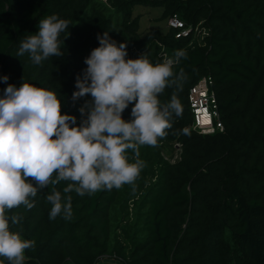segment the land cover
Wrapping results in <instances>:
<instances>
[{
    "label": "trees",
    "instance_id": "trees-1",
    "mask_svg": "<svg viewBox=\"0 0 264 264\" xmlns=\"http://www.w3.org/2000/svg\"><path fill=\"white\" fill-rule=\"evenodd\" d=\"M137 6L162 8L166 20L176 15L191 33L144 34ZM53 14L70 22L60 34L65 54L41 65L27 53L17 57L21 39ZM104 32L127 44L128 58L143 55L154 65L186 53L175 66L177 83L158 97L163 105L175 95L182 112L155 146L139 147L144 167L134 187L73 192L68 219H49V189L38 192L33 209L8 212L23 217L12 229L35 241L25 264H264V0H0V77L56 92L62 112L79 124L91 97L73 102L75 80ZM204 79L223 126L212 134L196 127L191 104ZM6 87L0 82V96Z\"/></svg>",
    "mask_w": 264,
    "mask_h": 264
},
{
    "label": "clouds",
    "instance_id": "clouds-1",
    "mask_svg": "<svg viewBox=\"0 0 264 264\" xmlns=\"http://www.w3.org/2000/svg\"><path fill=\"white\" fill-rule=\"evenodd\" d=\"M69 23L55 14L41 18L38 32L21 39L16 56L27 53L34 65L62 57L60 34L68 32ZM97 39L72 93L73 102L91 97L79 108V124L75 115L62 112L56 92L29 83L16 87L7 83L8 76L0 77L7 84L0 96V257L7 264H25L26 250L35 245L22 237V228L12 229L23 217L8 212L33 209L38 192L49 189V219H68L73 192L91 196L125 184L134 187L144 167L139 147L155 146L171 127L173 113L182 112L175 95L163 105L158 97L177 83L175 66L186 53L177 51L174 59L154 65L143 55L128 58L127 44L107 32ZM129 153L136 154L135 162ZM61 182H67L63 192L57 190Z\"/></svg>",
    "mask_w": 264,
    "mask_h": 264
},
{
    "label": "built area",
    "instance_id": "built-area-1",
    "mask_svg": "<svg viewBox=\"0 0 264 264\" xmlns=\"http://www.w3.org/2000/svg\"><path fill=\"white\" fill-rule=\"evenodd\" d=\"M167 28L180 31V36H184V37L188 36L191 33V29H188L186 27L185 23L176 15L168 18V20H167ZM209 86H210V82L208 80L204 79V80L200 81L199 84L197 86H195L192 89V92H191V104H192V107H193L194 112H195L196 127L200 130V132L202 134H212V133H214L216 131V129H219L220 131H223V126L219 122L217 111L215 109V106H213V104L215 102V97L210 92V87ZM206 92H208V94L210 93V95H211L210 96L211 97L210 98V103H211L212 112H211V115L210 114L206 115L210 119V124L209 125H205L204 122L202 121L203 114L204 115L206 114L205 110H207V109H202V110L205 111V113H203V111L197 110L195 108L196 104L193 102V95L194 94H197V98H199L201 96H204V94ZM204 100L205 99L203 97H201V99L198 100V107L201 106L202 108H205V107H203V105L206 104V103H203Z\"/></svg>",
    "mask_w": 264,
    "mask_h": 264
},
{
    "label": "rangeland",
    "instance_id": "rangeland-1",
    "mask_svg": "<svg viewBox=\"0 0 264 264\" xmlns=\"http://www.w3.org/2000/svg\"><path fill=\"white\" fill-rule=\"evenodd\" d=\"M138 15L142 16L141 17V23H140V32L145 34L146 32L151 31L153 28H159L162 31L167 30V20L168 19L166 20V19L162 18V15H163V9L162 8H159V7L158 8H145V7L137 6L134 8L133 16H138ZM210 96L211 95H210V93L208 94V92H206L204 94V96H201L205 99L203 101V103H206L205 105H203V107H205V108H202L201 106L198 107V100L201 99V97L197 98V94H194L193 95V102L196 104L195 108L197 110L203 111V113H205V111H206V114L211 115L212 108H211V103H210V98H211ZM202 109H207V110L204 111ZM206 120L208 122H205ZM202 121L204 122L205 125L210 124V119L208 118V116H206L204 114H203ZM178 149L179 148L177 147V150ZM166 154L168 157H170L172 153L166 152ZM175 154H176L175 159H177L178 158L177 153H174L173 156Z\"/></svg>",
    "mask_w": 264,
    "mask_h": 264
},
{
    "label": "snow or ice",
    "instance_id": "snow-or-ice-1",
    "mask_svg": "<svg viewBox=\"0 0 264 264\" xmlns=\"http://www.w3.org/2000/svg\"><path fill=\"white\" fill-rule=\"evenodd\" d=\"M205 115H207V114H205ZM205 122H208V121L206 120Z\"/></svg>",
    "mask_w": 264,
    "mask_h": 264
}]
</instances>
